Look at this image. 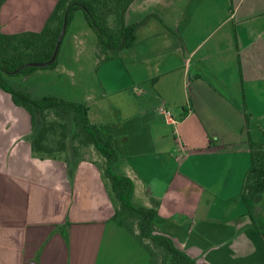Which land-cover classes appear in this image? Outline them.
<instances>
[{
  "label": "crops",
  "instance_id": "crops-1",
  "mask_svg": "<svg viewBox=\"0 0 264 264\" xmlns=\"http://www.w3.org/2000/svg\"><path fill=\"white\" fill-rule=\"evenodd\" d=\"M56 2L5 0L2 31L41 30ZM126 20L139 23L135 44L103 62L93 84L81 78L98 66L96 34L71 28L52 85L81 87L90 121L111 134L114 171L135 183L133 203L157 210L154 233L201 264H264L241 196L248 138L264 143V0H134ZM31 129L0 88V264H145L137 230L113 219L102 165L85 154L71 176L62 157L33 152Z\"/></svg>",
  "mask_w": 264,
  "mask_h": 264
},
{
  "label": "trees",
  "instance_id": "trees-1",
  "mask_svg": "<svg viewBox=\"0 0 264 264\" xmlns=\"http://www.w3.org/2000/svg\"><path fill=\"white\" fill-rule=\"evenodd\" d=\"M133 1L57 0L44 27L39 31L6 33L2 31L0 22V88L12 95L15 104L29 112L32 128L29 138L36 155L62 157L69 166L71 176L85 157L88 147H93L104 158L101 168L103 176L108 180L115 207L113 219L131 231L137 230L134 231L136 239L147 250L149 264H201L179 248L171 238L153 232L157 210L133 203L135 183L129 176L114 171L113 164L118 153L113 148L111 134L90 121L86 103L56 95L35 98L6 80L8 75H28L39 68H55L63 40L56 59L50 65L41 67L29 64L45 62L53 56L64 21L67 20L68 30L78 9L83 10L87 24L96 34L98 65L115 58L121 50L136 42L139 23H128L126 20L127 10ZM4 2L0 0V13ZM243 106L248 125L250 113L247 111L245 97ZM247 146L251 163L241 196L255 228L264 239V219L261 216L264 209V143L249 136ZM145 239L152 243L153 249L143 243ZM158 253L160 258L157 257Z\"/></svg>",
  "mask_w": 264,
  "mask_h": 264
},
{
  "label": "rangeland",
  "instance_id": "rangeland-1",
  "mask_svg": "<svg viewBox=\"0 0 264 264\" xmlns=\"http://www.w3.org/2000/svg\"><path fill=\"white\" fill-rule=\"evenodd\" d=\"M86 23H87V21L85 19V15H84L83 10L78 9L74 13V18L71 21L67 32H69V30L73 27L74 28H81ZM86 46L88 48H87V51H85V52L89 53V51H91L92 43L90 41H86ZM94 50L96 51V53H98L97 41H96ZM61 58L59 57V59H61ZM97 60H98V57H97ZM80 61L82 62V64L84 63V64L88 65L89 62L91 61V59H89L87 56L84 58V55H83L80 58ZM58 63H59V61H58ZM101 64H99L96 67V71L94 73L88 72V76H87L88 78L82 76L81 79H83L85 81L88 80L91 84H93V82H95L94 77L96 76V73H97L98 69L100 68ZM120 79H122V75H120ZM6 80L8 83L15 86L16 88L29 92L35 98H40V97H43L45 95H51L54 93L61 98L81 102L82 101L81 99L83 97V93H82L80 86L72 85L70 83V81L67 83V81H65V79H63V78L62 79H60V78L56 79L57 84L52 85V83H51V69L39 68V69L35 70L34 72H32L28 75H8V76H6ZM124 80H122V81H124ZM86 155H87V158L97 160L101 165L104 163V158L91 148L89 150H87ZM133 226L136 227L135 224H133ZM143 243L145 245L149 246L150 249H153V245L149 240L145 239V240H143ZM119 246L124 247V249L125 248L127 249L129 247V245L126 242H124L123 239H121V241H119ZM146 253H148V252L147 251L145 252V255H147V258L145 261V257H146L145 256L144 261H145V264H148L149 263L148 262L149 255ZM156 254H157V251H156ZM126 256H127V254H126ZM159 256L160 255L158 253L157 257L160 258ZM136 262H138L137 264H140V263L143 264V259L138 257ZM112 263H113V259L111 260V264Z\"/></svg>",
  "mask_w": 264,
  "mask_h": 264
},
{
  "label": "water",
  "instance_id": "water-1",
  "mask_svg": "<svg viewBox=\"0 0 264 264\" xmlns=\"http://www.w3.org/2000/svg\"><path fill=\"white\" fill-rule=\"evenodd\" d=\"M66 30H67V20H65L64 23H63L62 30H61V32L59 34L58 39H57V44H56V48H55L54 54L49 60H47L45 62H32L29 65L41 66V67H45V66L50 65L57 57V53H58L59 47H60V45L62 43V40L64 38V35L66 33Z\"/></svg>",
  "mask_w": 264,
  "mask_h": 264
},
{
  "label": "built area",
  "instance_id": "built-area-1",
  "mask_svg": "<svg viewBox=\"0 0 264 264\" xmlns=\"http://www.w3.org/2000/svg\"><path fill=\"white\" fill-rule=\"evenodd\" d=\"M161 112H163V114L165 115V117L172 123L176 124V119L174 118V116L172 115V112L170 109L165 108V107H159L158 108Z\"/></svg>",
  "mask_w": 264,
  "mask_h": 264
}]
</instances>
